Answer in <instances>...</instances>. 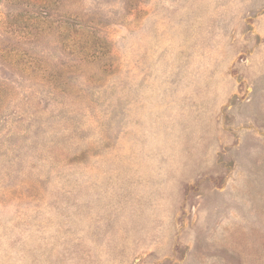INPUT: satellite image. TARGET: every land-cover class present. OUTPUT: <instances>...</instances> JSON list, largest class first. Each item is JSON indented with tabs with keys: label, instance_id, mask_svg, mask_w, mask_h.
Returning a JSON list of instances; mask_svg holds the SVG:
<instances>
[{
	"label": "rangeland",
	"instance_id": "1",
	"mask_svg": "<svg viewBox=\"0 0 264 264\" xmlns=\"http://www.w3.org/2000/svg\"><path fill=\"white\" fill-rule=\"evenodd\" d=\"M0 264H264V0H0Z\"/></svg>",
	"mask_w": 264,
	"mask_h": 264
}]
</instances>
